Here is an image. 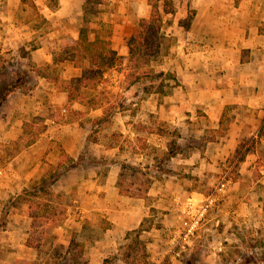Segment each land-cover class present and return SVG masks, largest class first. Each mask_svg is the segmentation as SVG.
Listing matches in <instances>:
<instances>
[{
  "label": "crops",
  "instance_id": "1",
  "mask_svg": "<svg viewBox=\"0 0 264 264\" xmlns=\"http://www.w3.org/2000/svg\"><path fill=\"white\" fill-rule=\"evenodd\" d=\"M71 1L59 0L60 5L52 10L47 0H41L43 6L40 5L41 11L45 15L47 12L58 17H68L67 13L70 11L68 9L72 7ZM78 1V6L81 7L83 0ZM171 1H173V9L164 13L162 30L173 38V42L164 57L161 68L173 72L176 79L169 80L170 86L167 93L159 94L152 91L132 97L131 107L116 108L114 116L112 115L109 121L102 123L96 131L99 130L101 136L102 127L112 121V129L123 134L127 133L133 139L137 135L135 124L141 122L152 125V122L156 120L172 127L169 132L172 136V133L177 130L176 127L186 124L188 119L203 116L209 123L201 136L202 143L207 142L203 148L206 151L196 150L192 152L190 158L182 157V152L177 151L170 157L161 159L167 171H161L160 175L175 176L173 170L175 162L181 165L196 163L195 171L198 174L203 171L200 168L205 169L203 167H206V164L211 165L206 174L207 190L210 189L208 185L210 174L226 173L230 183L225 195L229 192L228 197L236 198L233 200L235 206L225 209L222 214L226 217L236 213L242 215L246 221H253L257 225L264 226V193L260 192L261 185H257V183L264 184V0ZM20 2L21 0H0V25L15 21L16 9ZM188 9L193 10V14L188 26L184 27L182 21L187 16ZM79 10L76 12L79 13ZM148 14L141 17H147ZM77 36L78 32L74 38ZM129 36L130 33L117 43L114 37L110 38L112 47L117 53L127 54ZM93 108L95 109L91 112L94 111L95 114H90L88 120L102 114V107ZM72 119L70 123L55 127L66 135V142L70 140V144L65 145L68 146L66 151L76 161V164L69 167L59 178H72L77 183L76 190L84 203L79 206V216L74 221L73 217L70 219L69 213H75V211H71V206L65 202V216L55 227L62 228L69 221L76 224L78 227L76 231H80L82 226L88 231L99 230L92 236H85L84 230L83 237L77 239L75 236L76 240L82 243V252L85 249L89 251L87 263L103 264L110 253L104 249L110 248L112 241L124 239L127 244L129 239L126 234L131 230L142 228L141 221L148 213L141 198L151 193L159 191L164 196L171 193V199L167 200L168 203L163 206V209L168 210L163 214L164 223L161 229L169 231L177 227L176 198H194L202 193L195 188L183 189L177 183L170 184L167 188L163 187V190L157 189L151 192L148 191L150 182L142 183L144 186L137 183L135 188L131 187L130 191H137L138 186L141 185L145 190L140 194L122 191L119 185L122 163L140 166L144 172L142 177H147L150 181L149 171H155L156 168L151 166L149 159L143 158L140 153L126 158L125 149L117 140L106 144L98 139V136H92L91 130L83 127V125L89 126L90 121L82 125L79 122L80 118ZM24 121L29 120L21 122L18 134L22 133ZM7 129L6 132H13L10 130L11 127ZM147 129L149 131V128ZM153 129L154 126L150 131L152 132ZM205 132H209L210 135H204ZM12 137L14 136H10ZM51 137V129L47 128L34 142L22 146L19 151L6 157V167L3 168V172L0 170L2 173L0 185L4 187V190H1L2 196L6 194L4 197H10L57 163L59 155L49 162H46L44 158L50 150ZM162 138H164L162 135L157 134L158 140ZM16 139H9V142L13 143ZM177 143L184 145L181 141ZM155 144L160 147V151L167 150L170 145L169 143L167 146V141L165 144ZM82 146H84L83 152L80 151ZM238 149L241 151L236 155ZM175 155L179 157L173 158ZM170 158L171 160L173 158L174 162ZM152 159V163L158 164L155 156ZM226 159L231 162L229 166L224 163ZM32 164L41 166L40 172H38L39 167L36 168ZM133 178L134 176L128 179L133 180ZM28 181L30 182L27 183ZM166 181L170 183L172 180ZM25 206L27 207L26 204ZM102 219L109 221L108 226L101 227ZM218 220L217 218L216 222ZM112 230L120 233L118 235L123 238H110L107 232ZM152 230L142 229L140 233L143 234H139L150 259L155 262L166 259L172 264L179 263V258L168 255L170 235L156 238L154 236L157 232L154 233ZM3 231L9 235L6 241L15 242L11 235L20 230L10 231L9 227ZM145 234L148 238L143 237ZM219 240L223 241L215 238L211 242ZM21 246L28 248L26 238L23 239ZM12 247L15 248L13 244ZM5 255V252L0 255V264L7 260ZM123 260L128 264L126 257Z\"/></svg>",
  "mask_w": 264,
  "mask_h": 264
},
{
  "label": "rangeland",
  "instance_id": "2",
  "mask_svg": "<svg viewBox=\"0 0 264 264\" xmlns=\"http://www.w3.org/2000/svg\"><path fill=\"white\" fill-rule=\"evenodd\" d=\"M32 2L36 6L35 9L31 5ZM48 2L49 0H47V3ZM78 2V0L71 1L72 7L68 9L70 10L67 13L68 17H58L56 15H50L47 12V15H45L44 12L41 11V0H23V3L20 2L16 9L15 21L0 25V61L4 60L5 62L13 64V66L8 65L5 70V74H7L5 76L7 77H2L0 79L1 171L6 167V157L12 155V152H14L15 148L18 146L10 143L11 141L9 142V139L17 138L23 120L27 119L29 120L27 122L33 124L31 129L37 128L40 124L45 125V129H51L52 139H50V150L47 157L44 156V158H46L45 161L49 162L50 160L57 158V155H59L58 144L61 145L65 151L68 147L65 146L66 143L68 145L70 144V140L66 142V135L62 131H58L55 127H58L59 124L72 122L71 120H73V117L80 118L79 122L81 124L89 123L90 120L88 119L90 114H95L94 111L91 112L92 109H95L93 108L94 101L87 102V100L91 98L96 101L97 105L100 104L105 108L115 105L116 108L127 109L131 107L130 99L132 97L144 94L131 87L124 69L113 68L105 73L103 80L98 85L92 89L85 90V97L68 100L66 90L59 89L51 80L46 79L35 72L34 68L36 66H42L41 70L43 72L51 76H58L60 80H68L80 74V69L75 67L70 60L64 58L65 51L69 48L68 45L71 46L76 39L74 36L79 31L82 24V9L78 6ZM51 3L53 5L51 8L52 10L60 5L59 0H52ZM169 5L173 9V1L170 0ZM162 8L163 6L160 5L159 9L161 11ZM78 9H80L79 13L76 12ZM149 10L150 6L147 3V0H107V3L102 5L101 12L96 16H93L87 23L88 37L92 39L94 35L98 33L103 37H114L116 43L120 40L122 41L124 37L134 30L138 19L143 15L146 16ZM164 13L166 12L162 11V19ZM16 27L20 29H17ZM166 55L167 54L160 57L161 64L157 66L158 69H162L161 65L165 60L164 57ZM122 65L123 64L120 65L121 68L123 67ZM46 66L48 67L46 68ZM13 71L14 74H12ZM10 75H12V77L19 76V78H25L27 82L26 86L28 88L22 91L18 90L9 95L6 99H2L1 94L4 92L3 86L5 85L4 83H7V81L12 78H10ZM166 89L169 91V88ZM114 112L115 111H113L112 114L113 116ZM33 115L37 117V121H33ZM76 123L79 127L77 121ZM112 125L113 122L111 121L105 125L106 127L104 126L105 128L102 127L101 130L103 132L100 136L99 130L96 131L99 127L94 124L91 128L92 136H98V139L106 144H110L117 140L123 145V148L125 149L124 155L127 156L126 158H129L134 154L136 155L137 153L142 154L143 158H148L150 164H152L151 166L157 169H155V171H149L151 181L149 183L148 191L152 192L157 189L163 190V187L167 188L170 184L173 185V183H177L178 185H181L183 189L190 190V188H195L202 193L201 195L197 194L194 198L199 199L202 195L208 193L206 174L208 173L207 169L211 165L206 164V167H203L205 169L200 168V170L203 171L198 174V172L195 171L196 163L193 162L187 165H181V163L175 162L173 168L175 176H163L160 175V171L162 167L165 168V166L157 167V164L152 163L153 156H155L156 161H159L158 159L161 154L160 147L155 143L165 144L167 141L168 146L171 140L183 142V150L181 151L182 157L190 158L192 152L196 150L206 151V149L203 148L207 142L202 143L201 136H203L202 132H204V128H206L209 123L203 116L188 119L186 124L176 127L177 130L172 133V136L169 134L172 127L163 124L162 122H157L156 120L152 122V125H146L141 122L135 124L137 135H135V138L133 139H131L130 135L127 133L123 134L116 129H112ZM152 126H154V129L151 132L150 130ZM7 127H11L10 130L13 132H6L5 130H8ZM147 128H149V131ZM80 130L85 131L82 128H80ZM155 133L162 135L164 138L158 140L157 134ZM85 134L83 136H85ZM18 135V137H20L22 133ZM29 135L30 134L28 133L27 136L29 137ZM204 135L209 136L210 133L205 132ZM10 136L14 137L10 138ZM84 146L80 148V151L83 150L82 148ZM240 151L241 149H238L236 155L239 154ZM178 157V155L173 156V158ZM173 158L172 160L170 158L172 162H174ZM209 162L210 161L208 160V163ZM224 163L229 166L231 162H228L226 159ZM33 166L36 168L39 167L38 172H40L41 166ZM6 171L9 170L6 169ZM0 176H2V173H0ZM68 178L69 179H62V177H60L53 184V188L55 191L63 192L64 202L71 206V211H75V213H69V215H71L70 219L73 217L75 219L74 221H76L79 216V206H82L84 202L76 190L77 183L74 182L72 178ZM166 180L172 181L169 183ZM140 181L141 177H139V174H135L133 178L134 184L140 183ZM259 184L261 185L260 192L264 193V184L257 183V185ZM1 190H4V187L0 185V214L2 206L9 198L4 197L6 194H3L2 196ZM228 193L223 196L219 206L214 208L206 216L198 235L192 238L191 244L179 257L180 262L177 264H224V257L227 256V253H230V248H233L235 244L241 243L242 240H245L247 238L246 230L252 228H254L252 230L255 236L253 242L256 245L252 250L258 255V258H263V260L255 262L254 264H264V226L257 225L253 221H246L242 215L236 213L225 217L222 212L231 206L234 207L235 203L233 200L236 199L232 196L228 197ZM232 193L233 192H231V194ZM141 199L148 213L141 221L142 228L144 230L153 229L152 231L154 233L157 232L154 236L156 238H161L168 234L172 237L174 235V230L177 227H173L169 231L161 229L164 223L163 214L168 210L163 209V206L168 203L167 200L171 199V193L169 192V195L164 196L157 191V193H151ZM6 209L7 212L5 216L3 219L0 218V255H2L3 252L7 255V260L4 261L3 264H22L24 261H34L38 259V249L29 246H27L28 248L24 246L20 247L24 238L27 239L29 236L34 237L31 233L29 234L30 217L27 211L28 208L21 201H17L13 204H9ZM217 218L219 219L218 222H216ZM108 222L109 221L102 219L101 227L108 226ZM14 226L16 227L13 228ZM9 227L10 231L14 229L20 230L11 235L15 242L6 241L8 240L7 238L9 235L3 230ZM76 229H78L76 224L74 222L70 223L69 221H67L62 228L55 227L50 229L43 237L44 243L41 245V249L43 251H49L58 247L59 250L64 251L68 239L72 234H74L77 239L83 237V226L80 231H76ZM84 231L85 236H92L93 233H97L99 230ZM107 234L110 238H123L121 235H118L120 233H115L114 230H112V232H107ZM143 237L148 238L146 234ZM215 238L223 240L224 244L221 251L213 250L211 247V241ZM105 240L110 241L108 238H105ZM12 244L15 248L12 247ZM104 250L110 253L105 258L103 264H122V262L126 264L123 259L128 253L129 259H135L139 256L140 260L138 261V264H172L166 261V259L159 262L151 260L149 253L145 250H139L138 252L132 253L128 252L126 250L124 239L118 241L115 240V242L112 241L110 248ZM70 258L73 260L75 259L79 264H85L84 261L87 262L86 259L89 258V251L87 249L81 253L73 251Z\"/></svg>",
  "mask_w": 264,
  "mask_h": 264
},
{
  "label": "trees",
  "instance_id": "3",
  "mask_svg": "<svg viewBox=\"0 0 264 264\" xmlns=\"http://www.w3.org/2000/svg\"><path fill=\"white\" fill-rule=\"evenodd\" d=\"M51 1L49 0L50 3L48 2L50 8L53 7ZM21 2L23 3V0ZM106 3L107 0H83L82 2V24L77 38L71 46L68 45L69 48L65 51L64 56L75 67L80 69L78 76H74L68 80H60L58 76H51L43 72L41 70L42 66H36L34 68L35 72L51 80L59 89L66 90L68 100L85 97V90L92 89L98 85L103 80L105 73L113 68L124 69L126 77L130 81L129 84L137 91L139 90L143 93H150L152 91L159 94L167 93L168 90L166 88L170 86L169 80H175V74L168 70L158 69L157 66L161 64L160 57L168 53V49L173 42V38L166 35L162 30V11L167 12L172 10V7L169 5L170 0H147L150 6L149 14L147 17L139 18L134 30L130 33L127 41L128 52L126 55L117 53L112 47L109 37H103L98 33L92 39L88 37L87 23L93 16L101 12L102 5ZM31 5L34 9L36 8L33 2ZM160 5L163 6L162 11L159 9ZM192 14L193 10L188 9L187 16L182 21L184 27L188 26ZM121 64H123L122 68L120 67ZM8 65L13 66L10 62L0 61V79L7 77L5 76L7 75L5 74V70ZM12 74H14V71ZM11 77L12 75H10ZM4 84V92L1 94L2 99H6L16 90L22 91L28 88L25 78H19V76L12 77ZM87 102H93V107H102V114L91 118L89 126L82 124L83 127H87L90 130L94 124L99 127L102 123L109 121L113 111L116 110L115 105L105 108L100 104L97 105L96 101L91 98ZM34 120L37 121L36 116L33 117ZM32 127L33 124L31 122H23L22 135L13 141L14 145H18L15 151L12 152L13 154L20 150L22 146L34 142L38 135L46 128L43 124H40L37 128L31 129ZM28 133L30 134L29 137L27 136ZM180 146L182 147L181 143L172 140L168 149L161 151L157 167L163 166V161H160L161 159H166L177 151L181 152L183 147L180 148ZM58 149L59 156L57 163L47 169L39 178L32 180L20 191L12 194L1 208L0 218L3 219L9 204L21 201L27 205L30 217L29 234L34 235V237L29 236L27 238V244L38 249L39 258L34 261H24L22 264H79L75 259L70 258L73 251L81 253L83 250L82 243L77 241L74 235L71 236L69 244L64 248V251L59 250L58 247L49 251L41 249V245L44 243L43 237L50 229L62 222L66 212L64 195L60 191H54L52 184L69 167L76 164V161L59 144ZM121 167L119 185L122 191L129 192L131 187L135 188L133 180L128 179L135 176V174H139V177L142 178L140 181L141 185L144 186L142 183L150 182L147 177H142V175L144 176V172L140 166L122 163ZM161 171L167 170L162 167ZM141 185L138 186L137 191L131 190L130 193L140 194V192L145 190ZM142 229L139 227L126 234V237L129 239L126 244L128 252L144 251V243L139 238ZM246 235L247 238L245 240L230 248V253H227V256L224 257V264H254L263 260V258H258V255L252 250L256 246L253 242L255 240L253 230H246ZM60 246L63 247L62 245ZM128 256L129 253L126 255V262L128 264H138L140 260L139 256L135 259H129ZM84 263L87 264L85 261Z\"/></svg>",
  "mask_w": 264,
  "mask_h": 264
},
{
  "label": "built area",
  "instance_id": "4",
  "mask_svg": "<svg viewBox=\"0 0 264 264\" xmlns=\"http://www.w3.org/2000/svg\"><path fill=\"white\" fill-rule=\"evenodd\" d=\"M209 191L201 198H176L178 226L170 238L168 255L179 258L196 237L206 216L217 208L230 183L226 173H213L208 177ZM213 250L221 251L223 241L211 242Z\"/></svg>",
  "mask_w": 264,
  "mask_h": 264
}]
</instances>
